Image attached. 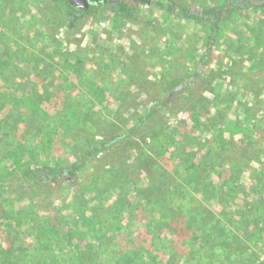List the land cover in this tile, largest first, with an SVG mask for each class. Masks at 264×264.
<instances>
[{
	"label": "rangeland",
	"instance_id": "1",
	"mask_svg": "<svg viewBox=\"0 0 264 264\" xmlns=\"http://www.w3.org/2000/svg\"><path fill=\"white\" fill-rule=\"evenodd\" d=\"M158 1H142L133 20H121L117 27L101 11L98 15L88 14L77 19L72 30L66 28L59 9L63 7L61 1H3L0 6V128L8 132L5 136L9 139L5 141L0 136V200L8 211L23 210L29 199L36 208L34 212L39 214H45L48 209H61L71 203L72 188L80 194L74 198L84 204L85 188L94 181L102 191L108 188L111 172L117 168L124 173L122 190L138 187L132 172V158L138 147L140 153L145 150L154 156L162 171L173 169L166 161L176 160L175 164L185 168V159L181 162L174 153L186 148L196 156L204 147L210 135L205 132L208 125L203 116L214 126L218 125L215 126L218 129L227 123L245 128L244 139L238 132L236 135L225 133L224 140H216L214 148L216 156L226 158L227 163H223L226 168L232 163L245 166L241 183L246 188L242 196L247 194L246 201L255 199L261 185H252L249 174L253 170L262 174L264 163V6L255 8V2L246 0L245 6H250L241 15L220 26L216 24L218 32L213 48L208 58H203L212 22L201 17L187 19L180 9L170 12L160 8ZM174 1L175 5H184L200 14V10L227 0ZM21 38L26 40L25 49L28 45L31 49L36 47L29 55L50 79L38 80L33 66L23 63L25 58L20 59V55L19 62H10ZM81 60L85 62L82 70ZM197 70L201 74L199 79L188 82ZM80 72L92 78L96 72L97 83H82ZM174 79L184 82L177 91L186 90L169 96L165 88ZM102 84L105 99L99 102L97 98L94 100V93ZM17 96L27 99L24 104L32 105L29 109L34 113L21 114L13 120L17 112L12 110V105L20 101ZM154 107V113L139 129L129 133ZM73 109L75 114L71 112ZM245 115L250 118L249 123ZM177 127L183 136L173 134ZM154 138L159 139L166 154L157 149ZM193 140L199 142L198 148L188 147ZM87 142L107 146L71 178L72 185L57 183L56 196L49 192V186L21 188L20 173L11 162L3 161L7 150L24 151L29 156L45 157L50 165L59 162L66 170L89 150ZM187 189L193 193L191 188ZM118 193L112 190L105 203L115 200ZM196 196L200 199L198 193ZM152 197L156 200L155 195ZM225 208L227 213L236 215L240 207L229 198L210 206L215 214ZM229 237L227 233L226 239ZM249 246L251 249L241 256L242 262L262 260L264 264V251L252 244ZM198 254L195 258H199Z\"/></svg>",
	"mask_w": 264,
	"mask_h": 264
},
{
	"label": "trees",
	"instance_id": "2",
	"mask_svg": "<svg viewBox=\"0 0 264 264\" xmlns=\"http://www.w3.org/2000/svg\"><path fill=\"white\" fill-rule=\"evenodd\" d=\"M3 1L0 0V6L3 5ZM50 1L63 3V7L59 9L68 30L75 28L77 19L88 14L98 15L101 11H105L109 15L110 24L117 27V22L133 20L138 9L135 4L126 1L118 3L117 6L110 2H101L77 15L69 1ZM245 2L246 0H227L200 10V14L184 5H175L174 0H160L158 5L170 12L180 9L187 19L201 17L212 22V33L205 44L206 52L203 54V58H208L218 32L215 25L220 26L224 21L241 15L246 7L250 6L249 4L245 6ZM251 2L252 4L255 2L253 4L255 8L264 6V0ZM25 41V38H21V44H18L20 46H17L10 62H19L17 56L20 55V59L25 58L22 60L23 63L28 67L33 66L32 71L35 69L38 73L36 74L38 80L50 79L46 71L44 73L39 70L38 61L29 55L36 51V47L31 49L28 45L25 49L23 46ZM57 63L61 61L57 60ZM79 63L82 64L83 60ZM84 63L81 70L85 68ZM95 75L96 72L92 78L83 76L80 72L79 79L82 83L90 85L93 82L97 83L94 81ZM200 75V71L197 70L188 82H194V79L196 81ZM182 82V79L172 80L167 84L165 92L168 94L172 92L174 95L183 92L186 88L181 91L175 90L184 83ZM102 85H98L94 93V100L97 98L99 102L105 99L106 91ZM94 86L96 87V84ZM17 99L20 100L19 104L12 105V110L17 112L13 120L19 118L21 114L34 113L29 109L32 105L25 106L24 100L27 99L22 96H17ZM74 110H71L73 114ZM155 110L156 107L151 108L147 117L140 119L130 128L129 133L137 131ZM223 110H227V107L223 106ZM244 117L249 123L248 115ZM203 118L208 125L205 132L209 133L210 139H205L204 147L198 150L197 155L186 151V148L182 152L174 151L181 162L185 159L183 160L187 164L185 168L178 163L175 164L176 160L175 163L172 162L173 164L164 160L166 165L173 169L171 172L162 171L158 169L159 163L154 156L145 150L140 153L138 147L135 157L132 158L134 169L129 171L134 173L139 186L131 190H122L124 183L121 182V178L124 173L117 168L111 172L108 188L102 191L96 181L85 188L82 198L84 204L74 198L80 196L74 188L71 203L61 209L55 208L53 211L48 209L45 214L34 212L33 209L36 208L27 195H24L29 199L27 205L18 212L15 209L8 211L0 200V264H6L8 261H10L8 264H244L241 256L251 249L250 244L264 251V163L262 174L256 170L249 174L252 185L256 183L255 186H261L255 194V199L246 201L247 194L242 196L246 186L241 183L245 166L232 163L226 168L223 165L227 163L226 158L220 159L216 156L214 148L216 140H224L225 133L235 132L236 135L238 132L241 139H244L245 128L227 123L224 128L218 129L216 128L218 125L215 127L206 116ZM45 126L47 128L48 125ZM2 131L0 128V136L2 134L4 140L8 141V136H5L8 132L4 129ZM195 132H191L192 136ZM173 134L183 136L178 127L174 128ZM154 140L157 149L166 154L167 150H163L165 147L162 148L159 139ZM87 143L89 150L66 170L59 162L50 165L45 157L29 156L24 151L7 150L3 161L11 162L20 173L21 188L49 186V192L56 196L59 193L56 190L57 183L66 182L72 185L71 178L89 163L92 156L107 146L105 143L99 146ZM188 147L198 148L199 142L193 140ZM125 176L127 177L126 172ZM187 187L191 188L193 193H198L200 199L196 194L189 192ZM112 190L120 194L106 204ZM152 195L156 196V200ZM222 198H229L240 207L236 215H232V212L227 213V208L216 214L211 211L210 206L222 201ZM130 223L136 224L137 227L134 228ZM227 233L231 239L230 237L226 239ZM197 253L199 258H195Z\"/></svg>",
	"mask_w": 264,
	"mask_h": 264
},
{
	"label": "flooded vegetation",
	"instance_id": "3",
	"mask_svg": "<svg viewBox=\"0 0 264 264\" xmlns=\"http://www.w3.org/2000/svg\"><path fill=\"white\" fill-rule=\"evenodd\" d=\"M67 1H69V0H67ZM123 1H126L127 3H130V4H135V7L136 8H139V6H140V3L142 2V1H145V0H98V2L97 3H94V4H92V5H90V7L91 6H93V5H98V4H100L101 2L102 3H113L114 5H118V3H122ZM89 7V8H90ZM72 10L77 14V15H79V14H81V13H83L84 12V10L83 9H81V8H75V7H73L72 6ZM169 95V94H168Z\"/></svg>",
	"mask_w": 264,
	"mask_h": 264
},
{
	"label": "water",
	"instance_id": "4",
	"mask_svg": "<svg viewBox=\"0 0 264 264\" xmlns=\"http://www.w3.org/2000/svg\"><path fill=\"white\" fill-rule=\"evenodd\" d=\"M70 4L75 8H81L83 10H88L90 5L97 3L98 0H69ZM183 84L175 88V90L180 89ZM172 92L169 93V96Z\"/></svg>",
	"mask_w": 264,
	"mask_h": 264
},
{
	"label": "built area",
	"instance_id": "5",
	"mask_svg": "<svg viewBox=\"0 0 264 264\" xmlns=\"http://www.w3.org/2000/svg\"><path fill=\"white\" fill-rule=\"evenodd\" d=\"M262 258V257H261ZM248 264H263L262 263V260L260 261V262H258V263H248Z\"/></svg>",
	"mask_w": 264,
	"mask_h": 264
}]
</instances>
